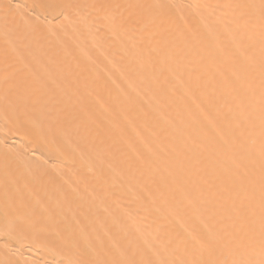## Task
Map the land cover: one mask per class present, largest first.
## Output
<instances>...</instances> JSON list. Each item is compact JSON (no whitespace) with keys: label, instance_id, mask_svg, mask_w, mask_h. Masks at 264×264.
Returning <instances> with one entry per match:
<instances>
[{"label":"bare ground","instance_id":"6f19581e","mask_svg":"<svg viewBox=\"0 0 264 264\" xmlns=\"http://www.w3.org/2000/svg\"><path fill=\"white\" fill-rule=\"evenodd\" d=\"M0 264H264V0H0Z\"/></svg>","mask_w":264,"mask_h":264}]
</instances>
